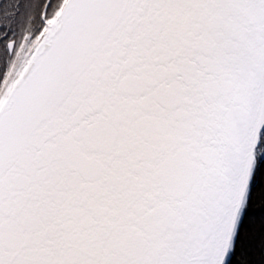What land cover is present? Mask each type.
<instances>
[{
	"label": "snow or ice",
	"instance_id": "snow-or-ice-1",
	"mask_svg": "<svg viewBox=\"0 0 264 264\" xmlns=\"http://www.w3.org/2000/svg\"><path fill=\"white\" fill-rule=\"evenodd\" d=\"M0 264H264V0H0Z\"/></svg>",
	"mask_w": 264,
	"mask_h": 264
}]
</instances>
